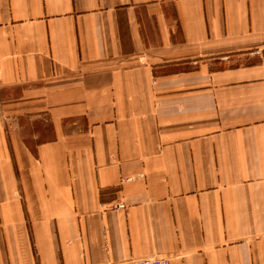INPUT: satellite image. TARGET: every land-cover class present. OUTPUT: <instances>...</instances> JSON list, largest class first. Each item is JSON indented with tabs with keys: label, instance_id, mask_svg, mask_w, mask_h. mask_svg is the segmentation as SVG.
<instances>
[{
	"label": "crops",
	"instance_id": "obj_1",
	"mask_svg": "<svg viewBox=\"0 0 264 264\" xmlns=\"http://www.w3.org/2000/svg\"><path fill=\"white\" fill-rule=\"evenodd\" d=\"M151 256L264 264V0H0V264Z\"/></svg>",
	"mask_w": 264,
	"mask_h": 264
},
{
	"label": "built area",
	"instance_id": "obj_2",
	"mask_svg": "<svg viewBox=\"0 0 264 264\" xmlns=\"http://www.w3.org/2000/svg\"><path fill=\"white\" fill-rule=\"evenodd\" d=\"M114 207H122L121 204H116ZM107 264H114V263H107ZM122 264H170L168 259L160 256H151V257H146L142 258L139 260H136L134 262H127V263H122Z\"/></svg>",
	"mask_w": 264,
	"mask_h": 264
}]
</instances>
